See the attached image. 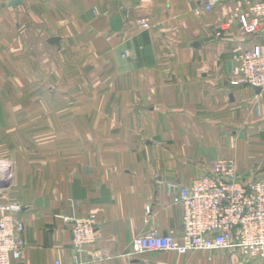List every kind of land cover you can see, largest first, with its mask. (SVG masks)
I'll use <instances>...</instances> for the list:
<instances>
[{
	"label": "crops",
	"instance_id": "crops-1",
	"mask_svg": "<svg viewBox=\"0 0 264 264\" xmlns=\"http://www.w3.org/2000/svg\"><path fill=\"white\" fill-rule=\"evenodd\" d=\"M203 3L0 0V205L19 207L24 241L12 264H264L236 247L129 255L136 236H181L174 196L216 160L264 176V91L231 83L238 51H264V18L246 33L241 3ZM88 214L96 239L78 250L66 218Z\"/></svg>",
	"mask_w": 264,
	"mask_h": 264
},
{
	"label": "built area",
	"instance_id": "built-area-1",
	"mask_svg": "<svg viewBox=\"0 0 264 264\" xmlns=\"http://www.w3.org/2000/svg\"><path fill=\"white\" fill-rule=\"evenodd\" d=\"M221 1H236L237 18L246 33L258 31L264 18V0H204L203 8L212 10ZM142 27H148L141 20ZM231 74L232 84L260 87L264 91V51L259 46L238 51ZM174 203L181 207L182 233L150 231L136 236L130 243L129 255L151 251H211L227 247L238 248L243 255L264 257V176L245 178L239 175L234 163L218 159L213 173L201 175L189 185L179 187ZM14 204L0 205V264H12L19 259L23 246L22 226L13 214ZM94 216L66 218L71 240L81 250L94 243ZM55 264H59L58 261Z\"/></svg>",
	"mask_w": 264,
	"mask_h": 264
},
{
	"label": "water",
	"instance_id": "water-1",
	"mask_svg": "<svg viewBox=\"0 0 264 264\" xmlns=\"http://www.w3.org/2000/svg\"><path fill=\"white\" fill-rule=\"evenodd\" d=\"M53 41H57V39H53ZM256 90H261L260 87H255ZM10 178L4 176V174L0 173V187H5L9 184Z\"/></svg>",
	"mask_w": 264,
	"mask_h": 264
},
{
	"label": "rangeland",
	"instance_id": "rangeland-1",
	"mask_svg": "<svg viewBox=\"0 0 264 264\" xmlns=\"http://www.w3.org/2000/svg\"><path fill=\"white\" fill-rule=\"evenodd\" d=\"M8 165L7 161L5 159L0 160V168H4Z\"/></svg>",
	"mask_w": 264,
	"mask_h": 264
}]
</instances>
